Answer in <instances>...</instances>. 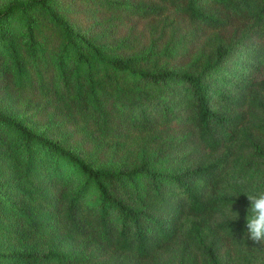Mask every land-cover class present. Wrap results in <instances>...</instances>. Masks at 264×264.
<instances>
[{"label": "trees", "instance_id": "16d2710c", "mask_svg": "<svg viewBox=\"0 0 264 264\" xmlns=\"http://www.w3.org/2000/svg\"><path fill=\"white\" fill-rule=\"evenodd\" d=\"M149 1H97L158 20L160 36L131 57L118 54L127 39L98 44L54 0L0 10L18 90L49 98L56 79L83 126L112 140L138 134L148 147L132 167H106L0 112V170L13 176L0 183V241L60 234L82 250L0 252V264H264L245 237V194L264 179V0ZM190 43L198 53L186 69L166 68ZM72 179L63 201L61 181Z\"/></svg>", "mask_w": 264, "mask_h": 264}, {"label": "rangeland", "instance_id": "374dc122", "mask_svg": "<svg viewBox=\"0 0 264 264\" xmlns=\"http://www.w3.org/2000/svg\"><path fill=\"white\" fill-rule=\"evenodd\" d=\"M12 0H0V10L4 9ZM58 3L60 12L88 38L98 44L115 49L121 41L127 39L123 45H128V51L118 50L124 57L145 55L154 35L151 25L158 22L156 19H143L141 17L124 15L120 12H109L101 8L98 0H54ZM127 3H150L149 0H123ZM158 41L164 46L170 42L168 35ZM181 37V36H180ZM196 44L186 45L176 60L167 64L168 69L183 71L196 56ZM179 49L177 47L176 51ZM162 49L159 48L157 53ZM55 77V76H54ZM52 96L45 98L35 90H18L15 85V74L11 61L3 48L0 47V112L14 116L23 121L37 133L44 134L52 141L58 142L62 147L75 151L83 158L99 160L106 167L122 168L132 167L139 161L142 152H148V147L142 143L144 139L138 134L119 132L120 137L112 140L102 132L92 131L91 126H83L70 110L66 95L61 84L55 79L52 87ZM186 133V131L184 132ZM183 133V134H184ZM169 133L171 142L179 136ZM142 147H146L143 148ZM143 152V153H144ZM174 169V168H173ZM172 169V170H173ZM13 177L10 173L0 170V183ZM13 183L11 185H17ZM55 183H52L54 186ZM79 185V181L72 179L70 183L61 181L63 201H66L70 192ZM10 188V187H9ZM11 193L14 192L10 188ZM264 191V179L254 187V192ZM35 250L39 253L60 251L70 254H81V246L70 236L55 234L53 238L39 241L33 239L29 243H16L0 241V252L20 254Z\"/></svg>", "mask_w": 264, "mask_h": 264}, {"label": "clouds", "instance_id": "9594fccd", "mask_svg": "<svg viewBox=\"0 0 264 264\" xmlns=\"http://www.w3.org/2000/svg\"><path fill=\"white\" fill-rule=\"evenodd\" d=\"M245 195L250 202V208L247 210L248 215L245 224L247 232L245 237L250 239L253 244L260 245L261 249H264V191L250 192ZM228 212L236 216L234 220L238 218L237 214L233 213L232 206H230Z\"/></svg>", "mask_w": 264, "mask_h": 264}]
</instances>
